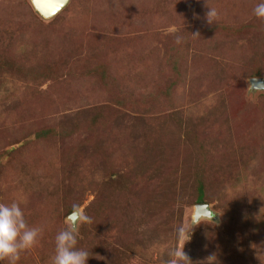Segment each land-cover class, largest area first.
<instances>
[{
	"label": "rangeland",
	"instance_id": "374dc122",
	"mask_svg": "<svg viewBox=\"0 0 264 264\" xmlns=\"http://www.w3.org/2000/svg\"><path fill=\"white\" fill-rule=\"evenodd\" d=\"M256 3L69 0L46 20L0 0V203L42 228L19 264H49L74 206L87 264L182 247L188 264H264ZM199 185L213 216L195 222Z\"/></svg>",
	"mask_w": 264,
	"mask_h": 264
},
{
	"label": "clouds",
	"instance_id": "9594fccd",
	"mask_svg": "<svg viewBox=\"0 0 264 264\" xmlns=\"http://www.w3.org/2000/svg\"><path fill=\"white\" fill-rule=\"evenodd\" d=\"M208 9L207 20L212 23L218 12L212 8ZM252 16L264 20V0H257L252 9ZM74 212L79 213L80 223L91 222L87 215L80 212L78 206H74ZM181 234L190 239L189 230ZM41 235L42 228L29 226L19 202L13 200L11 203H0V264H19L21 253L35 246ZM77 237L78 228L75 223L60 230L54 238L55 247L49 258V264H87L93 254L90 255L88 250L77 247ZM170 256L172 257L170 264L190 262L183 247L173 250Z\"/></svg>",
	"mask_w": 264,
	"mask_h": 264
},
{
	"label": "water",
	"instance_id": "95a60500",
	"mask_svg": "<svg viewBox=\"0 0 264 264\" xmlns=\"http://www.w3.org/2000/svg\"><path fill=\"white\" fill-rule=\"evenodd\" d=\"M69 3V0H31V4L35 11L43 18V19H51L57 16ZM252 90H264V82L260 79H253L250 81ZM78 213H73L69 220L76 224L78 220ZM212 213L208 209L207 205L199 204L194 208V220L195 222L200 219L206 218L211 219Z\"/></svg>",
	"mask_w": 264,
	"mask_h": 264
},
{
	"label": "trees",
	"instance_id": "16d2710c",
	"mask_svg": "<svg viewBox=\"0 0 264 264\" xmlns=\"http://www.w3.org/2000/svg\"><path fill=\"white\" fill-rule=\"evenodd\" d=\"M197 192H198V197H197V203L198 204H204L203 202V199H204V188L202 185H199L198 189H197ZM129 252H124V255H128Z\"/></svg>",
	"mask_w": 264,
	"mask_h": 264
}]
</instances>
